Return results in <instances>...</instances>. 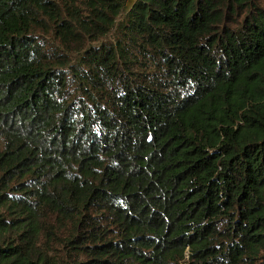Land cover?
Here are the masks:
<instances>
[{
  "label": "trees",
  "instance_id": "obj_1",
  "mask_svg": "<svg viewBox=\"0 0 264 264\" xmlns=\"http://www.w3.org/2000/svg\"><path fill=\"white\" fill-rule=\"evenodd\" d=\"M0 0V264H264V0Z\"/></svg>",
  "mask_w": 264,
  "mask_h": 264
},
{
  "label": "water",
  "instance_id": "obj_2",
  "mask_svg": "<svg viewBox=\"0 0 264 264\" xmlns=\"http://www.w3.org/2000/svg\"><path fill=\"white\" fill-rule=\"evenodd\" d=\"M132 5H133V1L131 3L126 2L124 12H127L131 8Z\"/></svg>",
  "mask_w": 264,
  "mask_h": 264
},
{
  "label": "rangeland",
  "instance_id": "obj_3",
  "mask_svg": "<svg viewBox=\"0 0 264 264\" xmlns=\"http://www.w3.org/2000/svg\"><path fill=\"white\" fill-rule=\"evenodd\" d=\"M132 1L134 2L135 0H128V1H126V2L131 3Z\"/></svg>",
  "mask_w": 264,
  "mask_h": 264
}]
</instances>
